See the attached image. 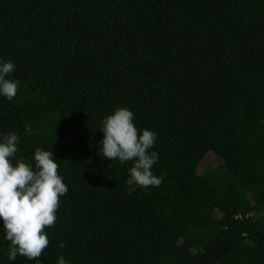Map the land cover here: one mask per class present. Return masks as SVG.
I'll use <instances>...</instances> for the list:
<instances>
[{
  "label": "trees",
  "instance_id": "1",
  "mask_svg": "<svg viewBox=\"0 0 264 264\" xmlns=\"http://www.w3.org/2000/svg\"><path fill=\"white\" fill-rule=\"evenodd\" d=\"M0 59V134L67 185L42 254L8 261L0 232V264H264V0H0ZM119 107L158 187L99 151Z\"/></svg>",
  "mask_w": 264,
  "mask_h": 264
},
{
  "label": "clouds",
  "instance_id": "2",
  "mask_svg": "<svg viewBox=\"0 0 264 264\" xmlns=\"http://www.w3.org/2000/svg\"><path fill=\"white\" fill-rule=\"evenodd\" d=\"M14 69L10 60L0 59V97L7 100L16 95L20 83L9 79ZM99 131L103 134L99 151L106 160L131 162L128 175L138 186L160 185L161 178L152 172L158 160V153L152 150L156 133L137 129L130 109L119 107L106 114ZM18 143L15 132L0 134V232L8 242L6 256L10 262L17 255L32 260L42 254L49 242L44 229L54 225L59 197L67 191L52 151L36 148L32 163H27L14 155L19 150ZM57 247L64 248L65 244L59 242ZM56 264L68 261L58 254Z\"/></svg>",
  "mask_w": 264,
  "mask_h": 264
}]
</instances>
